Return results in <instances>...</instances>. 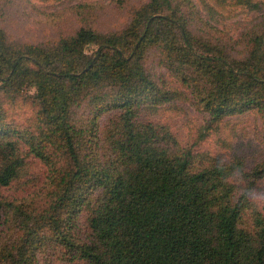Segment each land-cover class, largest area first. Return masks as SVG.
I'll return each mask as SVG.
<instances>
[{
	"label": "trees",
	"instance_id": "obj_1",
	"mask_svg": "<svg viewBox=\"0 0 264 264\" xmlns=\"http://www.w3.org/2000/svg\"><path fill=\"white\" fill-rule=\"evenodd\" d=\"M14 2L0 0V190L20 177L28 154L49 166L50 187L40 212L0 199V228L10 230L0 264H40L47 250L65 264H264V215L249 196L264 162L246 172L241 159H204L143 118L182 97L148 68L154 50L205 115L206 132L251 111L264 124V32L237 57L195 31L194 9L147 0L125 28L107 33L79 4L74 33L31 44L6 29ZM29 89L36 135L14 129L1 103Z\"/></svg>",
	"mask_w": 264,
	"mask_h": 264
},
{
	"label": "rangeland",
	"instance_id": "obj_2",
	"mask_svg": "<svg viewBox=\"0 0 264 264\" xmlns=\"http://www.w3.org/2000/svg\"><path fill=\"white\" fill-rule=\"evenodd\" d=\"M147 0H15L8 12L5 23L9 34L17 41L37 44L74 33L81 25L77 15V5L89 4L90 24L94 29L107 33L122 30L131 18L133 8ZM176 0L198 17L195 31L213 37L214 42L230 46L237 57H243L249 41L256 32H264V0ZM185 10V8H183ZM202 21V22H201ZM95 46L87 48L93 53ZM148 68L165 79L167 85L182 92V97L157 110L143 113L150 119L168 127L180 144L200 157L214 158L223 163L241 159L244 171H252L264 162V124L254 112L229 117L219 127L209 133L205 131L206 119L194 105L190 93L177 76L159 66L156 51L148 56ZM34 89H29L14 99L2 96L1 103L5 118L14 129L36 135L37 106L31 98ZM86 114V108L79 111ZM109 118L104 117L102 124ZM205 136H202V134ZM24 154L29 151L27 142L22 141ZM25 156V155H23ZM20 177L8 188L0 190V199L26 205L40 212L49 200L50 168L41 159L28 154ZM239 191L244 192L248 184L241 177L234 178ZM252 204L264 215V178L256 183L250 193ZM81 233L85 231L82 219L79 223ZM10 235L8 226L0 228V239ZM48 251L39 256L40 264H65L58 254Z\"/></svg>",
	"mask_w": 264,
	"mask_h": 264
}]
</instances>
